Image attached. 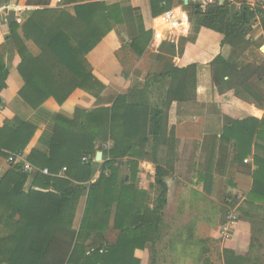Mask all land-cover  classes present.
I'll use <instances>...</instances> for the list:
<instances>
[{
    "label": "crops",
    "instance_id": "obj_1",
    "mask_svg": "<svg viewBox=\"0 0 264 264\" xmlns=\"http://www.w3.org/2000/svg\"><path fill=\"white\" fill-rule=\"evenodd\" d=\"M231 2L237 8L244 4L240 0ZM245 2L249 5L255 0ZM198 7L187 4L186 0H0V65L4 64L8 70L5 86L0 91V127L6 119L14 118L35 126L36 133L25 151L27 154L33 149L38 154H50L58 117L73 120L77 108L94 110L112 106L121 95H126L132 102L142 93L144 101L161 104L167 86L164 78L156 76L157 71L169 69L171 65L179 68L197 66L196 99L174 101L168 111L166 136L170 137L173 130L175 143H161L153 148V137L148 134L146 143L135 147L138 135L132 133L129 137L132 148L120 165L117 179L125 178L129 184L139 187L140 193L135 197L143 209L152 208L161 182L167 186V204L159 226L148 232L143 229L149 238L145 247H139L137 238L130 235L131 229L126 228L130 215L119 218L117 226L116 203L103 209L99 204L101 191L110 186L104 182L106 185L97 192L94 205H99L93 209L95 215L92 226L87 229L90 236L85 243L95 247L113 246L120 241L121 233H129L122 242L123 259L119 264H195L196 257L197 264L199 260L205 261L207 256L210 257L212 232L202 218L209 216V195L224 191L234 196L240 194L244 200L240 206L243 217L241 215L233 225L229 237L213 241L220 247L221 264H226V250L248 255L255 264H264V203L249 197L253 173L258 169L255 158H264V135H258L260 128L252 120L264 123V106L238 97L232 87L233 81L228 78L221 90L215 86L212 62L218 56L230 58L241 49L225 43L222 33L200 26L201 16L194 13ZM188 18L191 22L183 53L176 56L161 53L162 43L173 41L181 20ZM252 20L244 38L260 46L245 50L242 59L257 62L264 58V20L257 22L255 16ZM55 23L61 29H54L64 33L69 39L67 48L73 51V54L72 51L58 52L64 56V64L55 60L48 45L49 34L53 33L50 27ZM148 31L151 32L149 42ZM140 34V47H146L141 55L131 47ZM21 47L33 57L46 58L50 70L60 74L57 85L71 89L67 99L59 102L51 96L33 109L21 97L20 91L25 86L19 72ZM158 54H164L165 59L157 60ZM79 73L90 75L83 79L77 76ZM80 80L84 81L83 86H79ZM245 119H250L246 129H229L231 122ZM109 143L114 146L112 138L96 142L94 171L89 180L78 181L84 173L74 171L71 176L67 167H64L67 170L59 171L60 175L58 172L53 176L88 186L99 180L103 173L109 175V170L103 169L105 144ZM239 154L245 155L243 162ZM6 164V160H0V177L7 169ZM39 171L27 172L25 192L32 185L34 172ZM111 196L109 193L103 195L109 200L113 199ZM86 200L85 195L76 204L74 227L77 229ZM127 211L133 214L131 210ZM185 215L188 223L181 224ZM193 215L203 220V226L197 227L191 222Z\"/></svg>",
    "mask_w": 264,
    "mask_h": 264
},
{
    "label": "trees",
    "instance_id": "obj_2",
    "mask_svg": "<svg viewBox=\"0 0 264 264\" xmlns=\"http://www.w3.org/2000/svg\"><path fill=\"white\" fill-rule=\"evenodd\" d=\"M240 1L244 2L241 8L226 0L223 4L214 3L205 8L199 6L194 13L201 16L200 26L222 33L225 36V43L241 49L230 58L218 56L212 62V78L215 86L221 90L228 78V81H233L232 87L238 97L245 101L254 100L257 105L263 107L264 58L257 62L242 59L245 50L251 49L252 46H260L244 38L250 30L255 15L250 11L246 0ZM263 20L264 17L261 21ZM190 22L191 18L181 20L173 41L162 43L161 53L174 56L183 53ZM55 27L61 29L56 23L50 27L53 33L49 34L48 45L55 54V60L59 59V64H64L66 60L58 52L72 50L68 49L69 39L60 30H55ZM148 36L149 42L150 31ZM141 39L142 34L133 40L131 46L140 55L146 48L140 47ZM19 51L22 59L19 72L25 82L20 95L29 106L33 109L37 108L51 96L59 102L67 99L71 89L57 85V77L60 74L54 73L52 68L50 70L46 58L33 57L22 47ZM164 54H158L156 59L161 62L165 59ZM7 75L8 70L5 65H0V91L5 86ZM89 75L79 73L77 76L86 79ZM156 76L164 78L167 86L161 104L149 103L145 98L144 101L140 93L138 98L133 97L132 102L127 100L126 95H121L112 106L94 110L77 108L73 120L57 118L56 131L48 156L38 154L35 149L30 154L25 152L35 136V126L18 118L4 121L3 126L0 127V160H6L7 169L0 177V264H119L123 259L122 242L129 233H121L120 241L113 246L95 247L87 246L85 243L90 236L87 229L92 226L90 225L93 222L92 216L95 215L93 209L99 204L103 209L104 206L111 207V204L116 203L117 226L119 218L123 219L130 215V221L127 222L130 227L126 228L131 229L130 235L132 238H137L135 242L139 243L138 246L145 247L149 238L143 229L148 232L149 229L159 226L162 211L167 204V186L161 182L152 208L143 209L135 197L140 193L139 187L129 184L125 178L121 179V182L117 179L120 165L132 148L129 145L131 141L129 137L132 133L138 135L135 147L146 143L148 134L153 137V148L161 143L169 145L175 143L173 130L170 131V137L166 136L168 111L174 101L187 102L196 99L197 66L179 68L171 65L169 69L157 71ZM83 85L84 81L80 80L79 86ZM1 104L0 97V106ZM249 120L233 121L229 129H246L250 124ZM252 121L260 128L258 135L263 136L264 123L256 119ZM108 138L114 141V146L109 151H105L103 169L109 170V175L103 173L99 180L88 186L72 184L70 179L53 176L67 167L71 176L74 171L84 173L82 177L77 178L78 181L89 180L94 171L96 142L106 141ZM252 139L251 137L250 140ZM18 152L35 167L47 168L50 172V174L42 171L34 172V180L28 192H25L23 187L29 174L22 170L19 163L14 164L9 161V157ZM83 157H87L88 161H83ZM244 157V154H239L242 162ZM255 164L258 169L253 173V186L249 197L264 203V158H255ZM156 170L158 171V168ZM158 173L162 178L160 170ZM133 180L130 176V181ZM104 182L110 187L101 191L103 193L99 200L101 203L94 205L97 203V192L102 185H106ZM106 193L111 194L113 199L103 197ZM85 195L87 196L85 210L80 227L77 229L74 227L76 204L78 199ZM241 209L242 207H240L242 215ZM127 210H131L133 214L128 213ZM132 238L127 237V240L132 241ZM134 249L135 245L132 251ZM224 257L226 264H255L248 255H239L231 250H226Z\"/></svg>",
    "mask_w": 264,
    "mask_h": 264
},
{
    "label": "rangeland",
    "instance_id": "obj_3",
    "mask_svg": "<svg viewBox=\"0 0 264 264\" xmlns=\"http://www.w3.org/2000/svg\"><path fill=\"white\" fill-rule=\"evenodd\" d=\"M259 51L261 52V50H259ZM157 99H158V97H157ZM252 102L254 104L256 103L254 100H252ZM209 196H210V205H211L210 210L211 211L209 210V216L208 217H203V218L201 217V218L205 221L203 223L207 224L211 228V232H212V237H211L212 241L210 243L211 247H210V254H209L210 257L207 256L206 257L207 259L205 261L199 260L198 264H208L209 261H211L210 264H221L223 261L220 257V247L218 245H215V243L213 241H216V240H219V241L222 240L223 241L226 239L227 236L223 235V233H222L223 224L226 222L227 215H228L229 211H231V209H232L231 204L233 202L236 204V202H240L241 199H239L238 196L235 197L232 193L230 194L226 191L215 192ZM229 196H231L229 201H232L230 203H228V201H227ZM190 220L193 223L195 222L197 227H198V225L203 226V223H202L203 220H201L196 215H193V217L190 216ZM187 223H188V217L185 215L184 217H182L181 224H187ZM216 229H217L219 235L217 234ZM214 236L217 237L218 239L214 238ZM198 250L199 249H197V252H200V250L199 251ZM197 258L198 257L195 258V264H197V262H198ZM190 262H191V260H190Z\"/></svg>",
    "mask_w": 264,
    "mask_h": 264
},
{
    "label": "built area",
    "instance_id": "obj_4",
    "mask_svg": "<svg viewBox=\"0 0 264 264\" xmlns=\"http://www.w3.org/2000/svg\"><path fill=\"white\" fill-rule=\"evenodd\" d=\"M226 0H186L187 4H192V5H198L202 8L207 7L208 5L214 4V3H220L223 4ZM231 2V0H228ZM249 9L250 11H252L255 15V18L258 21H261L264 17V0H255L254 3L249 4ZM168 15L170 14V12L167 13ZM112 147V144H105V149L106 151H109ZM84 161L87 160V157L83 158ZM9 161L11 163H19L22 170L26 171V172H31V171H39L38 168H36L35 166H33L27 159L26 157L22 154V153H14L9 157ZM63 170H67L66 168H63ZM40 171H42L45 174H50L49 169L45 168V169H40ZM59 175L61 174V172L58 173ZM239 199H241L240 202H236V204L233 202L231 204L232 209L231 211H229L228 215H227V220L226 222L223 224V228H222V233L223 235L227 236L226 238L229 237V234L231 232V228L233 227V225L235 223H237L240 220L241 217V213H240V206L242 201L244 200V197L236 194L235 197H237ZM232 202V201H229Z\"/></svg>",
    "mask_w": 264,
    "mask_h": 264
},
{
    "label": "water",
    "instance_id": "obj_5",
    "mask_svg": "<svg viewBox=\"0 0 264 264\" xmlns=\"http://www.w3.org/2000/svg\"><path fill=\"white\" fill-rule=\"evenodd\" d=\"M11 14H12V12H11Z\"/></svg>",
    "mask_w": 264,
    "mask_h": 264
}]
</instances>
